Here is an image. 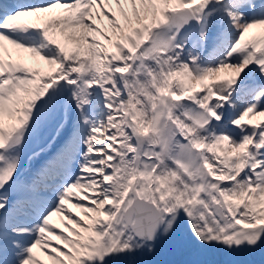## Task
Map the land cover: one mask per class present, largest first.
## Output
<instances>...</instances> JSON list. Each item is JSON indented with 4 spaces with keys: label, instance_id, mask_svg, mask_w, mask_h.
I'll return each mask as SVG.
<instances>
[{
    "label": "snow or ice",
    "instance_id": "obj_1",
    "mask_svg": "<svg viewBox=\"0 0 264 264\" xmlns=\"http://www.w3.org/2000/svg\"><path fill=\"white\" fill-rule=\"evenodd\" d=\"M0 264H264V0H0Z\"/></svg>",
    "mask_w": 264,
    "mask_h": 264
},
{
    "label": "rangeland",
    "instance_id": "obj_2",
    "mask_svg": "<svg viewBox=\"0 0 264 264\" xmlns=\"http://www.w3.org/2000/svg\"><path fill=\"white\" fill-rule=\"evenodd\" d=\"M205 259L209 258L211 260H222L224 257L222 255H209L208 257H204ZM243 258V257H242ZM261 259V257L259 256V254L254 256L253 260L259 261Z\"/></svg>",
    "mask_w": 264,
    "mask_h": 264
}]
</instances>
